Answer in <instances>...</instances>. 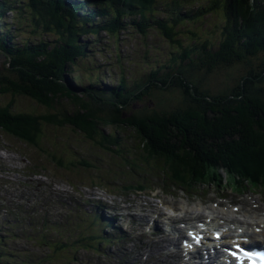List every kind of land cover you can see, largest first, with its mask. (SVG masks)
Returning <instances> with one entry per match:
<instances>
[{
  "label": "trees",
  "instance_id": "obj_1",
  "mask_svg": "<svg viewBox=\"0 0 264 264\" xmlns=\"http://www.w3.org/2000/svg\"><path fill=\"white\" fill-rule=\"evenodd\" d=\"M194 1L201 2L197 9H185ZM203 1L207 7L201 6ZM15 5L30 12L15 15L13 31L0 25V51L10 59L0 70V97L9 95L0 103V130L35 142L43 123H68L90 138L99 133L102 145L117 147L118 135L104 134L99 123L130 125L139 141L136 148L143 151L137 156L161 160L179 181L219 187L245 179L254 186L264 182V0H0V19L7 6L15 13ZM208 8L218 16L209 35L207 29L200 31L198 22H190L197 29L185 28L191 13L200 20ZM160 12L163 17L157 16ZM29 27L41 35H29ZM151 29L160 33L170 52L163 60L147 54L129 58L135 65L130 75L119 56L124 40L119 36L142 35L146 50L145 36ZM218 31L221 37L214 38ZM21 32L25 39L16 41ZM101 33L107 35L105 49L111 51L116 44L112 52L118 55L120 75L116 85L92 89L105 78L96 68L101 64L94 59L97 48L85 36ZM98 55L110 60L107 54ZM68 71L69 81L76 71V79L86 78L82 94L66 86ZM17 95L49 110H21L14 105ZM61 97L77 105L65 111L57 105ZM140 102L142 109H135ZM148 102L155 104L150 111ZM127 110L131 113L122 116ZM77 241L99 243L84 234Z\"/></svg>",
  "mask_w": 264,
  "mask_h": 264
},
{
  "label": "rangeland",
  "instance_id": "obj_2",
  "mask_svg": "<svg viewBox=\"0 0 264 264\" xmlns=\"http://www.w3.org/2000/svg\"><path fill=\"white\" fill-rule=\"evenodd\" d=\"M9 1L13 2V0ZM63 3L65 6H69V3L66 1H63ZM206 3L207 2L204 1L203 7H207V5H205ZM160 7L169 10L166 5H161ZM38 9L39 8L37 7L35 11H38ZM35 11L32 10L33 14H36ZM9 12H11V8L7 6L5 13L8 14ZM29 12L30 10L23 6V9L17 13L29 14ZM162 14L163 13L160 12V14L157 16L160 17ZM11 15L12 14H10V16ZM217 18L218 16L208 8L205 11L204 17H201L200 20L193 19L192 22L202 23L200 31L203 32V30L205 31L207 29L206 33L209 35L213 24L218 21ZM26 32L29 35L30 33L39 36L41 35L38 30H32V27H29ZM135 34L136 35H134L133 39H130V43L135 45L131 46V49L128 48L129 34L124 33L119 36L122 37V39L124 38V40L119 39V41L121 40V46L119 45V56L122 60L124 71L128 72L130 75L135 72L133 70L135 65L133 64L134 61L131 63L128 62L129 58L133 59V57H136L139 54H147L148 57H156L159 55L161 60H163L165 55L167 56L168 52H170V48L168 49L165 41H161V37L159 35L160 33L156 30L151 29L145 36V38L148 40V46L146 47V50L143 49L144 46L142 44L144 39L142 38V35L138 33ZM46 35L47 34H44L43 36ZM25 36L26 34L24 37ZM213 37L220 38L221 31L215 33ZM85 38L91 43L92 46L97 48L96 50L98 53L103 55L107 54L110 57L109 61L100 60L98 53L95 54L96 50L94 52V59L101 63L100 67L96 66V68L100 69V74H103V76L106 75V77H104L105 79L102 81V84L98 85L102 89L105 85H110L111 82H115L119 79L120 74L117 66L118 55L112 52L117 51L116 44H111V46L114 47L111 49V51L105 49V44L109 45L107 39H105L107 38L105 33H101L100 35H86ZM24 39L25 38H23V40ZM124 42L125 45L123 44ZM6 45L13 47V44ZM48 47L51 48V45H48ZM260 54L264 56V52ZM4 64L5 60L0 58V70L4 67ZM76 73L78 72L76 71L75 73H72L70 81L68 77L71 73L68 71L65 74V82L67 81L71 83V85H67L68 83L66 82V86L74 90V92L82 94V92H84V86L87 85V81L85 75L83 76L85 78L84 81L76 79ZM220 74L224 75L222 72ZM220 79H223V76H220ZM224 84L225 83L222 82L219 84V86H223ZM60 99L61 100L57 105H63L65 111H68L72 109L73 106L77 105L75 102H71V106L69 99L66 97H61ZM8 100L9 95L0 97V103L7 102ZM148 103V106H150L148 111H150V109L155 107V104L150 102ZM14 105L21 110H28L31 112L32 110H35V114H38L41 111L43 112L49 110L46 106H43L37 102H33L24 95H17L15 97ZM57 105L55 104L56 109L62 110L59 109ZM107 107L108 105H105L104 108ZM134 107L135 109L139 107V110H141L143 103H135ZM10 108L14 109L13 107ZM109 110L113 112L111 107H109ZM114 113L116 112L114 111ZM130 113V110H127V112H125L126 115L122 114V116H127ZM117 114H119V112ZM113 115L115 114H112L111 117H114ZM98 127L101 128L106 135L111 132H114L116 135H118L116 141L117 147L114 144L108 147V143H104L102 145V143L99 141L101 137L99 133L94 132V138H90L85 133L74 128L68 123H63L61 125L56 123H43V125H41V130L37 132L35 142L25 141L10 132L0 130V187L4 189V191L13 190L16 192V194H20L24 189L23 187L17 186V178H19L18 180L21 179L20 177L22 172H40V176L45 177L47 182H57L58 185L63 190H65V192L71 191L72 187L80 190L82 189L85 192L84 196L88 199L98 198L100 195L104 194L116 193V191L119 190L117 186H119L120 192L118 193L121 194V197L119 198V206L124 209L133 207L135 202L133 199H131V196H126L123 194L125 192L133 191V189L124 190L122 189L123 186L128 185L130 182H133L135 178H139L142 175H147L149 176L148 179H150L151 175H153L155 171L159 172L158 174L162 176L161 170L164 168V166L161 165L162 161L149 158L144 155L137 156L139 153L142 154L143 151L140 149L137 150L136 147H139V141L134 139L135 133L132 135L130 125L128 126L102 121L101 124L99 123ZM83 162H88L89 165L86 166ZM155 162L157 163L158 167L154 165ZM150 165H154L153 167H155V169L150 167ZM221 173L225 176V172H223L222 168ZM150 181L153 182L150 179L148 185L152 186L153 184ZM93 184H96L97 186ZM210 187L211 189H218L214 183ZM154 188L155 189L153 193L158 192L156 190L157 187L154 186ZM145 191H149V189L146 188ZM260 195L262 198L258 199L257 201L263 204L264 195ZM124 199H126L128 202L124 201ZM122 217L124 216L122 215ZM35 241H38V238H36ZM48 254L50 258L58 257L54 250L48 251ZM82 254L89 253L83 252ZM99 258L101 257H97L95 263L98 262ZM61 262L67 263L63 254H61ZM141 262L143 261L141 260L140 263Z\"/></svg>",
  "mask_w": 264,
  "mask_h": 264
},
{
  "label": "bare ground",
  "instance_id": "obj_3",
  "mask_svg": "<svg viewBox=\"0 0 264 264\" xmlns=\"http://www.w3.org/2000/svg\"><path fill=\"white\" fill-rule=\"evenodd\" d=\"M146 188L147 187H145L144 184L140 183V191H144ZM95 206H97L98 208H100V209L103 210V207H101V205L95 204ZM144 217H146V216H143L141 218L142 222H144V220H143ZM259 220H260L259 218L257 219L255 217V218H253V220L252 219L245 220L241 224H243V226L246 228V231L248 233L255 234L254 230H257V229L264 230V224H262V223H264V221H260L258 223L257 221H259ZM106 227H107V229L111 230L110 224H107ZM213 229L220 230V231L222 230V228H219V227H213ZM95 231H96L97 234H100L99 233V230L97 228H95ZM190 231H191V235H192L191 240H193L195 243H199L201 241H205V245H209L211 243V238L206 233H205V236H204V234L202 232L200 234L198 233V236H196L195 231H194L193 228H191ZM222 234H224V232ZM160 242H162V245L160 247L161 251H159L157 253V255L160 256L159 261H158L159 264H162L161 262L169 261L170 256L166 252L163 251V250H168V246H167L168 245V241H167V238L161 239ZM1 247L3 248V246H1ZM4 247H6V246L4 245ZM185 254L188 255V256H191L192 258L196 257V256H193V252L192 251H188ZM143 262H141L140 264H143ZM151 263H155L156 264V262L154 260H152ZM121 264H132V263H130L129 261H127L126 259L123 258L122 261H121ZM184 264H187V263H184Z\"/></svg>",
  "mask_w": 264,
  "mask_h": 264
}]
</instances>
